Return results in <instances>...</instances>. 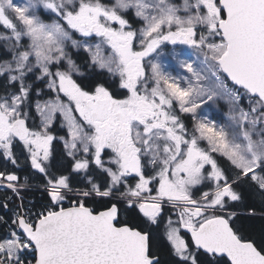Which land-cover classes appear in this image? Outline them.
<instances>
[{
    "label": "snow or ice",
    "instance_id": "snow-or-ice-1",
    "mask_svg": "<svg viewBox=\"0 0 264 264\" xmlns=\"http://www.w3.org/2000/svg\"><path fill=\"white\" fill-rule=\"evenodd\" d=\"M0 160V264H264V0H0Z\"/></svg>",
    "mask_w": 264,
    "mask_h": 264
},
{
    "label": "rangeland",
    "instance_id": "rangeland-1",
    "mask_svg": "<svg viewBox=\"0 0 264 264\" xmlns=\"http://www.w3.org/2000/svg\"><path fill=\"white\" fill-rule=\"evenodd\" d=\"M168 47H171V46H168ZM54 95L55 94L53 93L52 96ZM44 99H48V98H44ZM204 111L209 115V118L215 119L218 122H223L225 119L226 113H227V104L224 101H219L215 104L210 102L209 105L204 106ZM183 116H185L183 118L185 123L187 121L186 117H189L188 123L192 125L191 117L187 115H183ZM188 127L191 128V126H188ZM202 146L204 145L202 144Z\"/></svg>",
    "mask_w": 264,
    "mask_h": 264
},
{
    "label": "trees",
    "instance_id": "trees-1",
    "mask_svg": "<svg viewBox=\"0 0 264 264\" xmlns=\"http://www.w3.org/2000/svg\"><path fill=\"white\" fill-rule=\"evenodd\" d=\"M44 98H50V97H48V96H45V97H43V99ZM185 116H183L182 115V119L184 118ZM186 119H187V121H186V124H187V126H191L189 123H188V119H189V117H186ZM60 134H63V131L60 133ZM61 146L60 145H57V148H60ZM0 166H2V160H0ZM37 198H39V194H37ZM173 219H175V216L173 215ZM245 223H251V224H253V225H255V226H259V224L261 223L259 220H256V221H245ZM160 232H163V224L161 225V228H160Z\"/></svg>",
    "mask_w": 264,
    "mask_h": 264
}]
</instances>
